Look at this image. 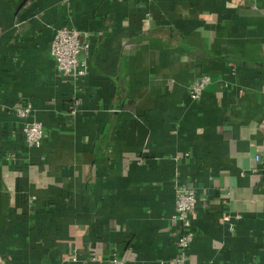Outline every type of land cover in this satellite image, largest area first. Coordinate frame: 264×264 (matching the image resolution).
I'll use <instances>...</instances> for the list:
<instances>
[{
  "label": "crops",
  "instance_id": "0c3cea01",
  "mask_svg": "<svg viewBox=\"0 0 264 264\" xmlns=\"http://www.w3.org/2000/svg\"><path fill=\"white\" fill-rule=\"evenodd\" d=\"M61 27L90 43L81 78ZM180 185L187 264H264V0H0V264H174Z\"/></svg>",
  "mask_w": 264,
  "mask_h": 264
},
{
  "label": "built area",
  "instance_id": "2783aa9c",
  "mask_svg": "<svg viewBox=\"0 0 264 264\" xmlns=\"http://www.w3.org/2000/svg\"><path fill=\"white\" fill-rule=\"evenodd\" d=\"M90 48L89 41L77 28H58L51 43V54L57 70L73 78L85 76ZM210 83L211 78L208 75H202L195 79L190 87L191 98L199 99ZM14 111L17 116L27 118L33 109L30 103H25L17 106ZM23 134L30 148H38L44 139L43 125L37 121L29 122L23 127ZM197 201L196 191L193 188L186 185L178 186L173 219L179 224L180 232L177 237V254L173 259L174 264L188 263V248L194 238V232L191 230V217L195 213ZM111 264L127 263L113 257Z\"/></svg>",
  "mask_w": 264,
  "mask_h": 264
}]
</instances>
